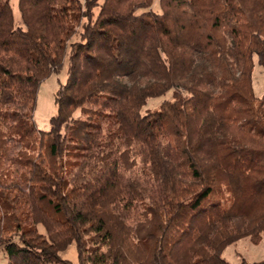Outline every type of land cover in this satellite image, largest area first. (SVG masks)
I'll return each instance as SVG.
<instances>
[{
  "label": "trees",
  "instance_id": "obj_1",
  "mask_svg": "<svg viewBox=\"0 0 264 264\" xmlns=\"http://www.w3.org/2000/svg\"><path fill=\"white\" fill-rule=\"evenodd\" d=\"M18 7L20 26L0 0V250L11 264H74L61 256L73 242L79 264H230L228 245L261 241L264 0ZM66 56L57 112L39 129V87Z\"/></svg>",
  "mask_w": 264,
  "mask_h": 264
},
{
  "label": "rangeland",
  "instance_id": "obj_2",
  "mask_svg": "<svg viewBox=\"0 0 264 264\" xmlns=\"http://www.w3.org/2000/svg\"><path fill=\"white\" fill-rule=\"evenodd\" d=\"M11 3L16 26H20L23 22L18 7V0H11ZM67 66L68 57L66 56L62 70L59 73L51 74L39 87L37 103L34 110V121L39 129H49L50 118L57 112L55 94L60 84L66 81ZM253 80L255 94L261 96L264 93V68L258 64H256L254 68ZM171 96L172 92H169L161 98L150 100L147 107L152 109L157 108L164 99L171 98ZM39 228L41 231H44L42 225H39ZM61 256L64 259L72 261L74 264H79L75 242L70 244L68 248L61 253ZM223 256L230 264H244V261L252 263L264 260V233L262 234L261 241L258 243L253 242L249 236L240 238L237 242L228 245L224 249ZM0 264H11L3 250H0Z\"/></svg>",
  "mask_w": 264,
  "mask_h": 264
}]
</instances>
